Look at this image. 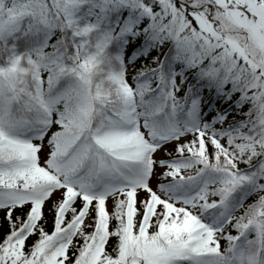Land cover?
Returning a JSON list of instances; mask_svg holds the SVG:
<instances>
[{"label":"snow or ice","instance_id":"snow-or-ice-1","mask_svg":"<svg viewBox=\"0 0 264 264\" xmlns=\"http://www.w3.org/2000/svg\"><path fill=\"white\" fill-rule=\"evenodd\" d=\"M0 264H264V0H0Z\"/></svg>","mask_w":264,"mask_h":264},{"label":"trees","instance_id":"trees-1","mask_svg":"<svg viewBox=\"0 0 264 264\" xmlns=\"http://www.w3.org/2000/svg\"><path fill=\"white\" fill-rule=\"evenodd\" d=\"M131 52V49H129V53Z\"/></svg>","mask_w":264,"mask_h":264}]
</instances>
